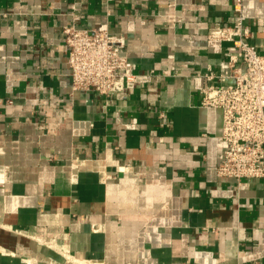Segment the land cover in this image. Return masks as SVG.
<instances>
[{"label": "crops", "instance_id": "obj_1", "mask_svg": "<svg viewBox=\"0 0 264 264\" xmlns=\"http://www.w3.org/2000/svg\"><path fill=\"white\" fill-rule=\"evenodd\" d=\"M234 3L0 0V264H264V178L216 176L221 110L198 90ZM241 9L264 53V0ZM71 23L123 35L148 80L71 103Z\"/></svg>", "mask_w": 264, "mask_h": 264}, {"label": "built area", "instance_id": "obj_2", "mask_svg": "<svg viewBox=\"0 0 264 264\" xmlns=\"http://www.w3.org/2000/svg\"><path fill=\"white\" fill-rule=\"evenodd\" d=\"M233 10V23L209 35L231 42L233 51L223 66L202 73L206 82L198 90L202 106L221 110L223 146L216 176L241 185L245 179L264 178V53L249 41L241 0H235ZM61 33L71 103L90 102L93 93L107 96L133 89L151 75L135 69L121 34L72 23Z\"/></svg>", "mask_w": 264, "mask_h": 264}]
</instances>
